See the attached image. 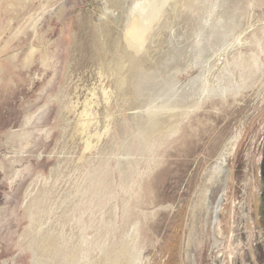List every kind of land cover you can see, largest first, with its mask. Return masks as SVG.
I'll return each mask as SVG.
<instances>
[{
  "label": "rangeland",
  "instance_id": "rangeland-1",
  "mask_svg": "<svg viewBox=\"0 0 264 264\" xmlns=\"http://www.w3.org/2000/svg\"><path fill=\"white\" fill-rule=\"evenodd\" d=\"M142 3L0 0V264H191L233 151L229 262L264 119V0L154 1L136 45Z\"/></svg>",
  "mask_w": 264,
  "mask_h": 264
},
{
  "label": "water",
  "instance_id": "water-1",
  "mask_svg": "<svg viewBox=\"0 0 264 264\" xmlns=\"http://www.w3.org/2000/svg\"><path fill=\"white\" fill-rule=\"evenodd\" d=\"M232 154L210 188L193 235L191 264H264V119L243 154L228 262L219 213Z\"/></svg>",
  "mask_w": 264,
  "mask_h": 264
},
{
  "label": "bare ground",
  "instance_id": "bare-ground-1",
  "mask_svg": "<svg viewBox=\"0 0 264 264\" xmlns=\"http://www.w3.org/2000/svg\"><path fill=\"white\" fill-rule=\"evenodd\" d=\"M154 1L157 0H143L142 5L140 6V10H138L133 23L134 31L131 33L132 41L137 45H140V36L141 33L145 32L146 30L150 29V21L149 18L151 17L152 10L154 9ZM139 7V6H138ZM138 9V8H137ZM131 11V10H130ZM131 15V14H130ZM130 26V25H129ZM147 35V33H146ZM143 38V37H142ZM31 51V50H30ZM33 51V49H32ZM31 51V52H32ZM35 52V51H33ZM32 56V55H31ZM224 90V89H223ZM222 91V90H221ZM225 91V90H224ZM223 92V91H222ZM85 112V111H84ZM88 112V111H87ZM88 114V113H87ZM85 121V120H84ZM80 123V122H78ZM93 123V122H92ZM83 125V123H80ZM98 132V131H97ZM95 133V132H94ZM98 134V133H97ZM93 135V134H92ZM97 138V137H96ZM89 144V143H88ZM91 146V145H90ZM223 150V149H222ZM226 151V150H225ZM221 155V154H220ZM219 157V156H218ZM221 158V157H220Z\"/></svg>",
  "mask_w": 264,
  "mask_h": 264
}]
</instances>
